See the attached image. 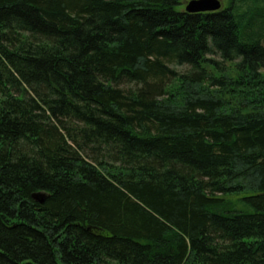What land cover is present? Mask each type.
Masks as SVG:
<instances>
[{
	"label": "trees",
	"instance_id": "16d2710c",
	"mask_svg": "<svg viewBox=\"0 0 264 264\" xmlns=\"http://www.w3.org/2000/svg\"><path fill=\"white\" fill-rule=\"evenodd\" d=\"M186 1L0 0V264H264V0Z\"/></svg>",
	"mask_w": 264,
	"mask_h": 264
},
{
	"label": "water",
	"instance_id": "95a60500",
	"mask_svg": "<svg viewBox=\"0 0 264 264\" xmlns=\"http://www.w3.org/2000/svg\"><path fill=\"white\" fill-rule=\"evenodd\" d=\"M222 0H191L187 3L185 12L189 14L213 13L223 9ZM36 202L44 203L45 196L41 193L33 195Z\"/></svg>",
	"mask_w": 264,
	"mask_h": 264
},
{
	"label": "rangeland",
	"instance_id": "374dc122",
	"mask_svg": "<svg viewBox=\"0 0 264 264\" xmlns=\"http://www.w3.org/2000/svg\"><path fill=\"white\" fill-rule=\"evenodd\" d=\"M189 1H190V0H187V1L185 2L184 6H183L184 8H186V5H187V3H188ZM223 4H224V6L226 5L225 2H224ZM227 66H229V64H228ZM228 69H229L230 71H229V74H227V75H229V76H231V77H233V78L237 77V73L233 70V68H232L231 66H229ZM180 71L182 72V71H185V70H184V68H180ZM225 97H226L227 100H232L233 98H235V97L233 96L232 93H230V94H226ZM249 196H250V195L246 193V194H241V195H239V196H236V197H234V198H229V200L231 199V200H233V201H236V200H240V199H243V198H246V197H249ZM236 208H237L238 210L250 211V208H248L244 203H239V204H237Z\"/></svg>",
	"mask_w": 264,
	"mask_h": 264
}]
</instances>
